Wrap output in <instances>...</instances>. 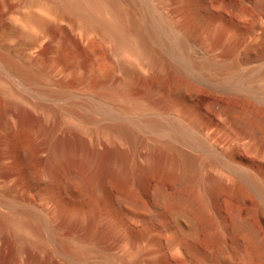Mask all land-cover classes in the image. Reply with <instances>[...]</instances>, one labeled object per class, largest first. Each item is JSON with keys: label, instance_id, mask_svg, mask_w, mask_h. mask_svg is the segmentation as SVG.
Wrapping results in <instances>:
<instances>
[{"label": "bare ground", "instance_id": "6f19581e", "mask_svg": "<svg viewBox=\"0 0 264 264\" xmlns=\"http://www.w3.org/2000/svg\"><path fill=\"white\" fill-rule=\"evenodd\" d=\"M207 2L18 0L10 8L12 24L0 32V264L87 262L114 229V221L101 223L105 216L125 204L146 209L138 194L154 174L178 189L157 184V210L146 212L148 219L165 213L187 221L169 250L182 243L179 253L194 264H264L258 227L239 213L224 225L215 210L221 193L246 188L204 175L205 166L177 145L207 152L205 127L188 105L189 94L204 87L241 100L240 108L216 105L217 114L243 128L245 138H236L264 145V85L248 68L264 33L244 37L228 57L210 55L211 45L225 50L235 41L233 32L214 27ZM255 5L264 11V0ZM65 37L79 41L83 54L65 51ZM82 134L88 140L77 142ZM124 143L135 157L132 181L118 152ZM139 146L147 151L139 154ZM225 151L208 150L207 162L233 167ZM239 180L264 197L259 176ZM202 230L216 254L201 244ZM139 255L128 250L116 259L138 264ZM153 264L168 263L162 257Z\"/></svg>", "mask_w": 264, "mask_h": 264}, {"label": "rangeland", "instance_id": "374dc122", "mask_svg": "<svg viewBox=\"0 0 264 264\" xmlns=\"http://www.w3.org/2000/svg\"><path fill=\"white\" fill-rule=\"evenodd\" d=\"M17 2L18 0H11L6 3L0 1V32L12 24L6 17H8L10 8ZM207 10L215 28L219 30L226 28L234 34L233 40L235 42L232 47L226 48V51L223 48L212 51V49H210L212 48L210 43H214H212V38H210L212 40L209 39V53L219 59L230 56V54L233 53L232 50L234 49L235 51V49L241 45L244 37H253L264 33V11L256 8L255 0H208ZM228 35L230 34L226 36ZM217 37V39H220L219 36ZM70 38H64V43L67 44L68 47L63 43V45L66 46H64L63 49L76 55L83 54V46L81 43L74 37ZM216 38L214 42L218 41ZM18 41V37L11 36L12 44H18ZM248 68H250L256 76V80L254 81L256 85H264V75L260 74V71L264 68V47L254 53V58L250 62ZM216 89L217 88L204 87L192 91L188 96V105L192 112L200 117L205 127L200 137L207 146V152L208 150H213L214 147L225 149V152L235 163V167L221 164L215 165L213 162L212 164L208 163L207 156L209 154L207 152L201 151L193 145L182 143H178L177 145L181 146L185 152L195 157L198 162L205 166L202 169L204 175L213 173L220 174L224 176V178L232 180L234 184L239 182L240 186H244V189L246 188L243 191L235 189L230 192H223L218 196L215 210L219 222L228 225L235 213L243 214L242 216L251 220V222L258 227L261 237L264 238V214L259 212V209L264 207V197L254 188H250V186L245 187V184L239 180L243 174L245 175L250 172L259 176L264 181V153L262 152L264 150V145L258 138L251 139V137H248L245 140L236 138L237 134L245 138V136L242 135L243 128L236 123L234 124L232 119L219 116L215 106L218 104L232 105L236 106V108H240L243 106V103L241 100L234 99L232 96L226 95ZM225 119L229 121L230 124H226ZM77 137L75 139L76 141L78 140L77 142L88 140L85 134ZM227 140L230 141L226 146L224 142ZM137 151L139 154L144 153L147 151V147L139 146ZM118 152L122 158L127 178L132 181L133 179L129 174V168L135 158L132 148L127 143H124L119 147ZM197 171L198 169L193 168L191 174L193 175V173ZM239 173L241 175H239ZM170 183L171 182L164 177L162 178L155 174L146 178L138 194L139 203L146 209L140 210L132 207L130 204H125L123 207L117 209L116 213L105 216L101 223L105 224L114 221L115 226L111 233L101 240L100 245H102V252L91 253L90 256L92 257L89 260L85 259L87 262L80 261L79 259L75 264H100L101 259L107 257L116 259L127 254L128 250L132 252L140 251L138 264H153L154 260L162 257L165 258L168 264H194L185 257V255L179 253L178 249L182 243L175 245L173 250L167 248L168 242L177 238L180 232L179 230L186 228L187 221H185V219H173L165 213L157 216L153 220L148 219V213L151 211L156 212L157 210L155 201L152 198V190L157 184L163 185L169 191L178 189V186ZM111 188L112 194H115L118 190L117 186L114 184ZM140 235L142 236L140 237ZM200 238L203 241H201V244L206 248L207 253L210 255L216 254L217 246L213 244L207 245L205 243L207 235L203 230L200 232ZM228 247L233 248L234 245L229 242ZM127 259L129 262V257ZM115 262L117 264L127 263L126 260L123 262L120 259H116ZM49 264L63 263L61 260L55 259Z\"/></svg>", "mask_w": 264, "mask_h": 264}]
</instances>
